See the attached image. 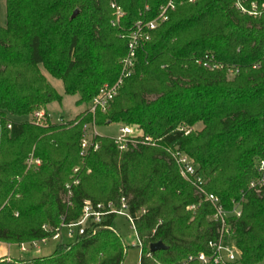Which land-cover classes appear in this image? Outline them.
<instances>
[{
  "label": "trees",
  "instance_id": "16d2710c",
  "mask_svg": "<svg viewBox=\"0 0 264 264\" xmlns=\"http://www.w3.org/2000/svg\"><path fill=\"white\" fill-rule=\"evenodd\" d=\"M165 2L118 0L124 17L113 26L109 0H5L0 242L50 238L80 217L86 200L120 208L124 199L141 242L140 264L210 254L208 244L220 236L211 218L214 208L181 175L170 149L194 161L205 191L221 202L237 250L235 264L264 260V187L249 186L258 175L255 162L264 158V14H241L234 0H174L169 20L138 49L134 73L105 112L93 117L86 109L65 124L19 120L62 101L40 67L63 83L65 95L89 105L120 75L127 54L122 35L135 22L154 19ZM257 2L261 7L264 0ZM205 56L222 68H204L199 62ZM93 121L98 127H138L158 145H130L122 152L112 138L99 135L93 139L99 149L81 159L83 127ZM198 124L201 130H195ZM30 154L41 161L38 168H27ZM75 167L80 183L72 186L67 206L65 184ZM194 204L199 205L190 210ZM234 208L240 209L239 218ZM115 218L105 216L95 234L76 235L71 242L64 241L62 230L50 256L0 259V264H123L127 246ZM157 242L166 248L150 252Z\"/></svg>",
  "mask_w": 264,
  "mask_h": 264
},
{
  "label": "built area",
  "instance_id": "2783aa9c",
  "mask_svg": "<svg viewBox=\"0 0 264 264\" xmlns=\"http://www.w3.org/2000/svg\"><path fill=\"white\" fill-rule=\"evenodd\" d=\"M193 2L195 0H189ZM235 8L244 15L252 16L258 18L261 14H264V3L259 6L257 0H234ZM110 7L113 12V17L111 19V24L113 26H118L121 24V21L124 17V10L118 0H109ZM176 7V2L174 0H166L162 4L154 19L152 20H139L134 23L132 28L129 30L127 35H122V38L127 40L126 50L127 54L120 60V75L117 80L114 81L112 85L104 84L99 90L98 93L93 97L92 101L88 105L87 113L91 114L93 117L96 116L97 112H105L109 105L114 101L115 96L118 94L123 83L128 79L135 70L137 52L138 49L147 41L151 39L152 32L157 30L162 24L166 23L169 20V14L173 12ZM148 9V8H147ZM202 66L208 69L220 70L222 66L213 63L212 58L205 56L203 60L199 62ZM232 74V71L229 72ZM30 122L37 125H47L48 123H59L53 122L52 117L44 109H38L31 115ZM61 123V122H60ZM59 123V124H60ZM93 128L95 127L92 123ZM11 124H7V128H10ZM84 135L81 139V150L80 157L84 159L85 156L89 154L90 151H97L99 149V144L94 141L95 137H98V133L94 131L92 137L88 135L87 125H84ZM184 129V128H182ZM189 131H186V134ZM113 143L116 144L119 151H127L130 145H149L156 147L158 145V140H154L149 135H144L141 129L134 126H121L119 127V132L115 137L112 138ZM168 154L174 161L175 165L178 167L179 172L184 177V179L195 188L196 192L204 197V200L208 203H211L214 212L211 216L215 222L219 224V239L217 241H211L208 244L209 249H211L210 254L204 252L197 253L195 255H189L185 259L180 260V262L173 264H235L238 259L237 250L234 248V245L229 241L231 233L229 232V224L227 222V213L223 209L221 202L218 197L214 194H207L204 187L203 177L196 172L194 161L183 152L177 150L173 151L168 149ZM27 168H38L41 164V161L30 154L25 160ZM255 168L258 172V175L254 181H252L249 186L252 189H257L264 187V158L258 159L255 162ZM79 167H75L72 170L70 183L65 184L66 198L65 203L67 206L71 205V196L72 186H76L80 183L79 178ZM198 207L197 204H194L189 209L194 210ZM128 208L125 203V200H121V207L116 208L112 202L107 203H96L93 204L89 200L83 204V209L80 217L76 221H72L70 224H62L61 230H56V233L50 238H42L40 240H34L31 242H25L18 245L19 251L23 254L25 253H34L38 254L41 251L43 245H46L49 241H59L61 238V231L65 232V236L69 239L75 237L76 235H84L87 233L95 234L97 227L102 223V219L108 215H121L126 218L131 224L132 230H134L135 235L137 236L133 220L128 214ZM234 213L237 218L240 217V209L234 208ZM44 229H48V226L45 225ZM138 238V243L136 246H141V242ZM42 264V263H41Z\"/></svg>",
  "mask_w": 264,
  "mask_h": 264
},
{
  "label": "rangeland",
  "instance_id": "374dc122",
  "mask_svg": "<svg viewBox=\"0 0 264 264\" xmlns=\"http://www.w3.org/2000/svg\"><path fill=\"white\" fill-rule=\"evenodd\" d=\"M6 24L7 23H6L5 0H0V26L3 27L6 26ZM40 68L42 73L45 75L47 82L51 86H53L58 92V94L62 97L61 102H52V104H49L47 107V112L48 114H50L54 122H59V123L61 122L63 124L68 123V121L75 119L78 115L82 114L83 111H85L88 108V105L85 103L83 105H79L77 103L79 99L77 95H65L63 83L60 80L50 76L44 68L42 67ZM229 77H231L230 74ZM31 118L32 117L30 115L26 117L24 120L30 121ZM121 126H127V125L114 123V124L100 125L99 127L95 126L93 128L92 124H87L88 135L92 137L94 131H96L98 135L101 134L102 136L112 138L118 134L119 127ZM202 127L203 126L201 124L195 125V130H201ZM114 221H115V227L119 230L121 236H123L124 242L127 246L126 249L127 254L123 264H139L141 258V251L139 247L133 245L138 243V238L135 235L134 230H132L131 224L129 223L128 220H126L124 216L121 215H117ZM63 233L65 235L64 231ZM72 240L73 238L69 239L66 236H64L65 242H71ZM56 243L57 241H49L46 245H43L41 248L42 249L41 254L49 253L51 250L54 249ZM13 255L19 256V253L15 247H13ZM22 256L24 257L31 256V254L25 253ZM259 264H264V260Z\"/></svg>",
  "mask_w": 264,
  "mask_h": 264
},
{
  "label": "crops",
  "instance_id": "0c3cea01",
  "mask_svg": "<svg viewBox=\"0 0 264 264\" xmlns=\"http://www.w3.org/2000/svg\"><path fill=\"white\" fill-rule=\"evenodd\" d=\"M48 107V106H47ZM47 107H46V109H45V111L47 112ZM48 113V112H47ZM21 119H25V118H21ZM21 121V120H20ZM54 122V121H53ZM99 135H101V134H99ZM102 136V135H101ZM113 138V137H112ZM58 242V241H57ZM57 244V243H56ZM134 246H136L137 245V243H136V245L135 244H133ZM13 247H15L16 249H17V251H18V253H19V256H14L13 255ZM56 247V246H55ZM55 247H54V249L53 250H51L49 253H47V254H41V251L38 253V254H34V253H29V254H31V256H22V255H24L23 253H21L20 251H19V248H18V245L17 244H7V243H3V242H0V259H5V260H7V261H10V259H15V260H21V259H25V258H41V257H47V256H50V255H52V253L54 252V250H55ZM136 247H139V246H136ZM139 249H140V247H139ZM42 250V249H41ZM141 251V250H140ZM142 252V251H141ZM139 264H140V262H139Z\"/></svg>",
  "mask_w": 264,
  "mask_h": 264
},
{
  "label": "water",
  "instance_id": "95a60500",
  "mask_svg": "<svg viewBox=\"0 0 264 264\" xmlns=\"http://www.w3.org/2000/svg\"><path fill=\"white\" fill-rule=\"evenodd\" d=\"M77 14V11L75 13H73L72 17H75ZM166 248L165 245H163L161 242H157V243H152L149 246V251L150 252H156V251H161L164 250Z\"/></svg>",
  "mask_w": 264,
  "mask_h": 264
}]
</instances>
